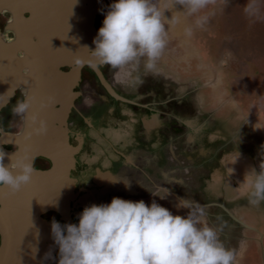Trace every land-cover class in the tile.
Wrapping results in <instances>:
<instances>
[{
	"label": "flooded vegetation",
	"instance_id": "obj_1",
	"mask_svg": "<svg viewBox=\"0 0 264 264\" xmlns=\"http://www.w3.org/2000/svg\"><path fill=\"white\" fill-rule=\"evenodd\" d=\"M114 2L116 0H107L106 9L95 17L96 33L103 26L105 14ZM159 2L162 8L168 9L164 12V18L169 21L172 19L165 50L173 55L172 58L182 54L181 64L185 67H188V61H195L200 74L193 73L189 67L186 69L188 77L183 82L182 69L176 70L175 65L171 64L173 59H165L164 56L159 61L160 75H144L141 69L143 83L133 86L121 82L114 69L100 63L95 57L88 58V62L79 68V77L72 86L71 107L65 116H57L54 124L57 131H54L55 136L51 135L56 139L66 136L68 145L74 149V168L68 174L75 180L72 190L74 197L68 202L72 224L78 225L79 216L85 207L110 204L112 198L133 202L143 200L148 205L155 201L169 209L173 215L186 216V209L176 207L178 198H184L191 202V210L202 211L203 222L217 231L225 247L235 249L233 264H264V200L251 203L254 199L252 197L250 200L231 204L222 199L215 202L208 200L205 191L207 188L205 184L202 185L205 179H210L213 172L209 167L218 165L215 159L218 154L237 141L244 142V148L251 146L245 127L253 129L259 137L264 135V120L253 115L248 118L243 112L240 113L241 108L234 110L238 116L241 115L239 120L230 115L232 106L236 107L234 96L231 98L232 93L223 90V81L216 77L215 68L212 67L214 55L223 45L218 40L220 34H216L213 29L217 17H213L212 29L208 28L210 24L207 18L211 16L214 3H210L199 13L192 14L183 5L175 4L170 7L169 0ZM8 19L7 13L0 16L1 31ZM65 21L70 25L66 24L69 29L64 32L72 36L70 44L64 45L69 48L73 45L72 39L79 36V32L70 31V27H74L76 23L74 19L68 18ZM228 21L226 17L221 19L217 24V31L219 25L223 27V32L228 31L231 24ZM57 24H60L59 21ZM8 36L11 37V34ZM75 67L77 64L73 63L62 66L61 70L69 72ZM94 68L99 71L103 81ZM199 83L201 85L197 86ZM217 86L220 91L215 89ZM203 87L207 89V94H213L214 101L211 104L209 96L206 101L202 98ZM43 89L45 90L44 87ZM212 90H216L221 96ZM44 92L39 94L41 100L38 108L44 102ZM47 92L49 94L51 91L47 89ZM28 98L26 87L14 90L9 101L0 108V131L11 134L22 132L27 110L17 114L14 109L18 102H28ZM59 108V104L54 106V109ZM39 111L40 108L37 109L38 120ZM227 122L232 123V128L235 129V134L228 139L230 143L216 141L211 145L206 141V135L210 131L214 128L226 129ZM115 128L131 138L132 144L129 145L134 146L132 149L135 153L127 156L117 150L118 157L110 160L106 171L103 166L88 165L86 168H92L93 171L90 172V175L93 173L92 183L87 181L88 186L82 184L78 178L84 166L80 158L86 152L92 153L90 146L96 143L94 135L100 134L103 129V132L110 133ZM48 137L49 135L44 139L48 140ZM212 146H217L218 150L210 159L206 149ZM1 149L13 152L18 150V145L2 144L0 151ZM32 165L34 170L39 171L50 170L53 166L52 161L43 156L34 157ZM159 196L165 199H160ZM41 218L50 224L53 219L61 225L67 224L59 213L52 210L45 211ZM58 251L51 264H58Z\"/></svg>",
	"mask_w": 264,
	"mask_h": 264
},
{
	"label": "clouds",
	"instance_id": "obj_2",
	"mask_svg": "<svg viewBox=\"0 0 264 264\" xmlns=\"http://www.w3.org/2000/svg\"><path fill=\"white\" fill-rule=\"evenodd\" d=\"M210 3L214 0H169L170 7L180 4L192 14ZM166 10L159 0H116L93 40L92 55L130 86L143 83L141 69L144 75H160L159 61L172 21L164 18ZM29 107L21 101L14 111L22 114ZM30 119L35 135L47 134L45 120ZM4 158L0 154V187L14 195L30 183L33 165L20 157L5 166ZM259 168V174L254 168L248 174L254 177L251 203L264 200V160ZM176 207L186 209L187 215H173L155 201L148 205L143 200L112 198L110 204L85 207L78 225H61L53 219L58 264H233L235 249L226 248L217 231L203 222L202 211L191 210V202L184 198H178Z\"/></svg>",
	"mask_w": 264,
	"mask_h": 264
},
{
	"label": "water",
	"instance_id": "obj_3",
	"mask_svg": "<svg viewBox=\"0 0 264 264\" xmlns=\"http://www.w3.org/2000/svg\"><path fill=\"white\" fill-rule=\"evenodd\" d=\"M38 2L0 0V16L5 13L9 15L3 31L0 29V79L8 78L7 86L0 88L4 91L0 97V108L18 87L27 88L30 104L22 132L11 134L0 131V148L2 144H14L18 145V150L12 152L1 149L0 154L5 156V166H10L20 157H27L28 162L32 163V159L37 156L50 159L53 166L46 171L34 170L30 183L14 195L0 187V264H51L55 261L58 247L52 239L51 224L41 215L52 210L59 213L67 224H72L68 202L74 197L72 190L75 180L68 174L74 168V149L68 145L63 134V138L57 139L51 135L55 136L54 131H57L54 126L57 116H65L71 107L72 86L79 77V68L88 62V58H94L91 52L95 49L93 40L97 36L95 17L107 7V0H65V4L60 3L65 12L71 10L76 17L74 21L83 28V46L71 48L72 52L69 53L63 47L64 44L47 39L58 32L40 31L41 26L34 19H40L41 23L46 21L35 7ZM73 63L77 67L69 72L61 70L62 66ZM96 73L103 81L99 71ZM36 84L44 87L46 92L47 89L51 91L43 97L44 102L39 107V119L45 120L48 126L47 134L43 136L33 133L34 125L30 119L41 100L39 93L35 95ZM56 104L60 105L59 109H54ZM36 117L38 119V115ZM47 135L48 140L44 139Z\"/></svg>",
	"mask_w": 264,
	"mask_h": 264
},
{
	"label": "rangeland",
	"instance_id": "obj_4",
	"mask_svg": "<svg viewBox=\"0 0 264 264\" xmlns=\"http://www.w3.org/2000/svg\"><path fill=\"white\" fill-rule=\"evenodd\" d=\"M213 17H217L213 26L214 32L220 34L218 40L219 43L223 42V45L215 53L213 64H211L213 69L215 68L216 77L223 81V90L230 91L232 93L231 98L234 96L236 107L232 106L234 109H230V115L239 120L241 115L238 116L237 111L234 110L241 108L240 113L243 112L248 118L253 115L264 120V0H262V3H260V0H214L211 7V16L207 18L210 24L208 28L212 26ZM225 17L231 23L229 26L230 31L223 32L221 30L223 27L219 25L218 32L217 24ZM66 19L68 18H57L60 24L55 26V33L58 31V34L54 36L57 43L60 42L64 45L70 44L69 40L72 38L71 35L64 32L65 29H69L68 25H70V23H65ZM232 24H234L233 29ZM222 36H224V40L221 39ZM163 56L165 59H173L171 64L175 65L176 70L182 69L183 82L188 77L187 70L189 67L193 73L200 74L195 61H188V67L181 64L182 54L179 57L172 58L173 55H169L168 51L165 50ZM198 85H201V83ZM215 89L220 91L218 86ZM216 90L212 91L218 95L219 92H215ZM202 92V98L206 101L209 96V103L211 104L213 94H207V89L204 87ZM173 105L174 103L171 106ZM221 129L223 131L219 128L210 131L206 135V141L211 145H214L216 141L217 143L223 142V144L230 143L228 141L230 135L235 134L232 123L227 122L226 129ZM252 130L248 127L244 128L251 142H249L250 147L244 148V142L237 141V143H234L235 145L225 148L224 152L215 157L218 165L214 164L209 167L213 169L211 177L209 180L205 179L202 183L207 188L205 191H207L208 200L217 202V200L222 199L225 203L231 204L250 200L253 197L252 184L254 177L248 174L253 168L258 174L260 172L259 165L264 160V135L259 137ZM103 131L94 135L96 143L91 145L92 148L90 146V149L93 150L92 153L86 152L85 155L83 154V158H80L84 166L78 178L84 185L92 183L93 179V173L90 175V172H93L92 168L91 170L86 168L88 165L103 166L106 171L108 169L105 168L109 167L110 160H115L118 157L117 150L122 151L127 156L135 153V150L132 149L134 146L129 145L132 144L131 138L129 139L125 132H120L117 128L110 133ZM217 146L206 149L210 159L218 150ZM219 148L222 149L221 146ZM220 156L222 157L220 158Z\"/></svg>",
	"mask_w": 264,
	"mask_h": 264
},
{
	"label": "bare ground",
	"instance_id": "obj_5",
	"mask_svg": "<svg viewBox=\"0 0 264 264\" xmlns=\"http://www.w3.org/2000/svg\"><path fill=\"white\" fill-rule=\"evenodd\" d=\"M98 0H94V2H97ZM39 4H35V7L38 11V14L41 15L42 19L46 22H43L41 23L40 22V19L39 20H35L34 21H37V24H39L41 27H40V31L41 30H44V31H49L51 33H55V26L57 25V18H72V19H76V17L72 14L71 10L68 9L66 12L64 11V9L60 6V3L61 4H65V0H39L38 2ZM55 3H56V6H55ZM51 6V7H50ZM42 20V21H43ZM22 25V24H20ZM43 26V28H42ZM45 26V27H44ZM72 26V25H71ZM54 28V29H53ZM70 31L72 32H79V36L76 35L75 38H73V45L72 46H69L66 47V46H63V47H66L67 49V52L71 53V48H76V47H81L80 45H82V42H81V35L82 32H83V28L82 26H80L77 22L74 24V27H70ZM58 32V31H57ZM47 39L51 40V41H55L56 38L54 36H48ZM60 43V42H59ZM62 44V43H60ZM55 45H57L55 43ZM83 46V45H82ZM57 47H60V45H57ZM8 84V78L7 77H1L0 79V88L2 87H6ZM4 89V88H3ZM2 89H0V92H1ZM38 90V91H37ZM3 91V90H2ZM35 91H36V94L39 93L41 94L42 91H45L46 92V89L44 90L43 87H41L39 84H36L35 85ZM44 92V93H45ZM2 94H4V91L3 93L1 92L0 93V97H2ZM38 94V95H39ZM46 94H48V92H46ZM45 94V95H46ZM38 109V108H37ZM37 115V110L36 112L34 113V116L36 117Z\"/></svg>",
	"mask_w": 264,
	"mask_h": 264
},
{
	"label": "snow or ice",
	"instance_id": "obj_6",
	"mask_svg": "<svg viewBox=\"0 0 264 264\" xmlns=\"http://www.w3.org/2000/svg\"><path fill=\"white\" fill-rule=\"evenodd\" d=\"M0 203H2V201H0Z\"/></svg>",
	"mask_w": 264,
	"mask_h": 264
}]
</instances>
